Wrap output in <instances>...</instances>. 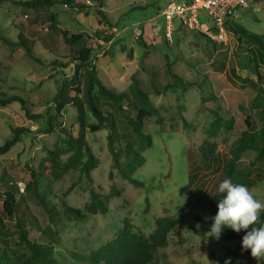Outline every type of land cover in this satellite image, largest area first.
Wrapping results in <instances>:
<instances>
[{"label":"rangeland","instance_id":"rangeland-1","mask_svg":"<svg viewBox=\"0 0 264 264\" xmlns=\"http://www.w3.org/2000/svg\"><path fill=\"white\" fill-rule=\"evenodd\" d=\"M84 1L89 5L87 9L55 4L49 11L60 26L84 34L85 43L94 48L92 61L106 86L115 92L123 91L134 76L163 122L158 124L156 116L145 120L152 145L143 150L145 161L132 175L142 182L141 187L120 178L113 167L106 147L108 129L105 127H92L86 133L87 143L99 159L97 167L90 172L93 183L80 177L78 171H69L60 179L48 182L45 179L48 171L44 167L45 176L39 178L37 187L60 214V221L53 224L26 185L30 172L39 170V163L46 155L45 148H54L65 136L58 131L43 133L45 119L29 121L18 102L0 106V143L10 135L12 124L31 130L6 154L0 155V190L9 187L17 192L19 215L25 220L30 240L50 245L57 264H81L84 255L117 235L124 219L132 223L134 231L149 234L157 217L182 215L180 223L168 235L167 246L160 250L153 264H219L210 253L231 264H260V260L241 251L239 240H224L222 236L217 240L208 236L211 225L196 220V216L207 215L204 202L222 182L218 172L202 164L200 144L207 138L215 142L222 165L229 147L245 128V116L255 117L246 108L256 91L252 87H241L230 78L231 68L242 78H255L250 46L240 43L230 31L219 41L204 31L186 28L177 19L168 27L162 9L170 1L183 0H104L105 19L98 15L89 0ZM263 13L261 9L237 11L239 18L234 17V22L241 21V26L250 33L264 35ZM44 14L10 0L0 1V91L20 95L28 101L31 112L47 115L54 113L51 99L62 76L72 75L73 65H52L53 60L67 62L70 49L60 33L49 28ZM19 20L41 62L27 55L22 46L4 41H18ZM167 64L193 85L156 94L154 86L161 89L171 81L166 72ZM259 69L264 85V66L260 65ZM104 106L113 114L120 139L138 146L124 116L110 104ZM240 106L245 110H240ZM214 112L222 122L233 118L234 124L231 130L220 127L213 137H208ZM75 118V108L67 105L61 120L74 136L78 128ZM183 118L188 126L183 124ZM88 122L94 121L88 118ZM66 157L63 155L62 161ZM241 163L264 170V157L258 160L253 151L245 152ZM109 173L113 174L112 179ZM75 181L72 191L62 197L64 190ZM112 183L121 190V195L109 200L106 213L82 220L62 215V200L82 208L91 186L108 193ZM249 190L255 199L264 203V179ZM1 206L0 201V211ZM14 222L15 217L6 219L4 233L10 248L17 241Z\"/></svg>","mask_w":264,"mask_h":264},{"label":"trees","instance_id":"trees-1","mask_svg":"<svg viewBox=\"0 0 264 264\" xmlns=\"http://www.w3.org/2000/svg\"><path fill=\"white\" fill-rule=\"evenodd\" d=\"M10 1L23 8L32 9L34 12H44L49 22V28L52 31L59 32L66 47L70 49L67 62L59 60L51 62L55 67L73 65L72 75L62 76L56 93L51 99L54 113L47 115L33 113L29 108L28 101L23 97L17 94L7 95L0 91V106L4 107L12 102H18L29 121L35 122L39 119H45L46 125L42 130L43 133L52 134L58 131L65 136V139L56 143L54 148H45L46 155L39 163V170L30 172V181L26 185L38 204L47 213L51 223L57 224L60 221L59 212L37 187L39 178L45 176L42 171L43 168H47L48 173L45 179L48 182L60 179L62 175L69 171H78L80 177L84 176L88 183H93L90 172L97 167L99 159L88 145L86 133L92 127H105L108 129L106 147L111 156L113 167L117 170L120 178L127 180L136 187H141L142 182L134 179L132 175L145 161L142 155L143 150L152 145L151 135L145 130V120L156 116L157 123L161 124L163 118L159 115L157 108L152 105L149 95L140 87L138 79L134 76H132L127 89L123 91L115 92L106 86L100 79L97 68L92 61L94 48L85 43L84 34L82 32H72L60 26L54 14L49 11L55 4H63L77 10L87 9L89 5L84 0ZM89 1L95 6L98 15L105 19L104 0ZM21 22L22 20H19L18 41L13 42L6 39L4 41L9 45L15 43L22 46L27 55L41 62V59L35 55L33 42L26 37L24 33L26 28ZM226 28L237 36L240 43H247L250 46L249 52L253 58L255 78H242L235 73L233 68L230 69V78L232 81L239 83L241 87H252L256 91L251 104L246 108L255 117L245 116V128L229 147L228 156L222 165H220L217 156L216 143L208 138L200 144L199 153L202 164L218 172L221 181L231 179L233 183L243 184L250 189L258 181L264 179V170L253 167V164L243 165L241 163V158L247 151L255 152L258 160H262L264 157V85L262 84L263 76L259 69L260 65L264 66V35L250 33L233 20L226 21ZM166 72L170 75L171 81L161 89L154 86V91L158 95L168 90H184L193 85L173 72L170 64H167ZM105 103L113 106L116 112L124 116L138 140V146L120 139L116 121L112 112L105 108ZM67 105L73 106L76 111L75 119L78 128L75 136L61 120L63 110ZM240 110L244 111L245 108L240 106ZM88 118L93 119L94 122H88ZM183 124L188 126L184 118ZM233 124V118L222 122V118L214 112L213 121L207 130L208 137H213L215 131L220 127L227 131L231 130ZM10 130V135L3 143H0V155L6 154L17 142L21 141L23 135L31 131L24 126L14 124L10 126ZM63 155H67L65 161H62ZM112 178L113 174L109 173V179ZM75 185L76 181L72 182L62 193V197L67 196ZM217 187L204 202L207 215L203 218L196 216L197 221L211 225L210 218L216 214L217 202L222 198V194L217 192ZM192 193L195 195L197 188ZM120 195L121 190L114 183L111 184L108 193H102L91 186L88 199L82 208L71 206L62 200L61 213L65 218L78 220L90 215L106 213L109 200ZM0 201L2 203V210L0 211V264H57L53 248L50 245L30 240L25 220L19 215L20 205L17 192L9 187L0 190ZM189 202L188 199V204ZM12 217H15L13 226L17 234V241L14 243L13 248H10L4 231L6 229V219ZM181 219L182 215L157 217L154 221V228L149 234L134 231L132 223L124 219L123 226L117 235L91 253L84 255L81 264H153L160 250L167 246L169 233L180 223ZM261 226H264V212H261L258 221L252 227L258 228ZM250 228L251 226L248 230ZM248 230L236 233L229 228L225 229L221 236L224 240H239L241 248V239ZM244 252L252 258L250 250ZM210 256L219 264H231L224 262L214 253H210ZM260 264H264V259H260Z\"/></svg>","mask_w":264,"mask_h":264},{"label":"clouds","instance_id":"clouds-1","mask_svg":"<svg viewBox=\"0 0 264 264\" xmlns=\"http://www.w3.org/2000/svg\"><path fill=\"white\" fill-rule=\"evenodd\" d=\"M217 192L222 198L217 202L216 214L210 218L208 236L218 240L225 229L240 233L251 226L241 239V251L250 250L256 261L264 259V226L252 227L264 212V203L255 199L247 186L233 183L231 179L220 182Z\"/></svg>","mask_w":264,"mask_h":264},{"label":"built area","instance_id":"built-area-1","mask_svg":"<svg viewBox=\"0 0 264 264\" xmlns=\"http://www.w3.org/2000/svg\"><path fill=\"white\" fill-rule=\"evenodd\" d=\"M253 0L170 1L162 9L168 27L177 19L190 30H201L223 41L228 33L226 21L237 11L248 8Z\"/></svg>","mask_w":264,"mask_h":264},{"label":"crops","instance_id":"crops-1","mask_svg":"<svg viewBox=\"0 0 264 264\" xmlns=\"http://www.w3.org/2000/svg\"><path fill=\"white\" fill-rule=\"evenodd\" d=\"M183 1H187V0H183ZM253 9H261V11L264 10V0H253V1H251L249 7L248 8H245L244 10H241L240 12H243V11H246V10L253 11ZM262 16L264 17V13L262 14ZM234 17L239 18V16L236 13H234L229 18V20H233L234 21ZM240 22H236V23H238L239 25H241Z\"/></svg>","mask_w":264,"mask_h":264},{"label":"water","instance_id":"water-1","mask_svg":"<svg viewBox=\"0 0 264 264\" xmlns=\"http://www.w3.org/2000/svg\"><path fill=\"white\" fill-rule=\"evenodd\" d=\"M95 128H97V127H95Z\"/></svg>","mask_w":264,"mask_h":264}]
</instances>
